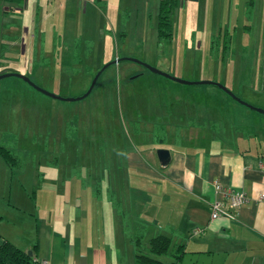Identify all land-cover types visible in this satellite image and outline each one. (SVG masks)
Returning a JSON list of instances; mask_svg holds the SVG:
<instances>
[{"label": "rangeland", "instance_id": "rangeland-1", "mask_svg": "<svg viewBox=\"0 0 264 264\" xmlns=\"http://www.w3.org/2000/svg\"><path fill=\"white\" fill-rule=\"evenodd\" d=\"M72 1L19 7L7 25L0 77L22 75L31 83L0 80V231L11 227L22 247L37 235L39 205L57 191L68 203L89 193L97 205L112 202L129 212L118 201L124 205L130 194L110 190H125L129 154L148 165L144 151L170 142V129L198 126L206 142L211 135L232 144L264 141V114L218 88L264 110V0L185 1L175 13L173 40L161 45L156 5ZM145 65L214 84H184ZM3 148L14 155L13 166ZM105 217L113 222L109 209ZM124 223L118 229L129 249Z\"/></svg>", "mask_w": 264, "mask_h": 264}, {"label": "crops", "instance_id": "crops-1", "mask_svg": "<svg viewBox=\"0 0 264 264\" xmlns=\"http://www.w3.org/2000/svg\"><path fill=\"white\" fill-rule=\"evenodd\" d=\"M41 1L44 0H0V28H8L19 7L27 10ZM160 1L142 0V3L156 5L158 15ZM185 1L196 5L203 0H179V5L183 6ZM94 4L97 5L96 0ZM94 4L90 6L97 8ZM9 31L8 28L6 33L0 32L1 66ZM197 127L187 125L177 132L170 129V142L155 144L144 151L148 165L141 156L129 154L128 169L133 172L123 175L125 190L110 191L122 192L120 198L130 194L128 202L118 203L135 218L151 223L148 236L168 232L178 235L176 238L186 251L180 264H264V141L257 143L246 137L235 139L232 144L211 135L206 142V137L197 132L202 129ZM159 149L171 152L167 167H162L158 159ZM120 173L122 177L121 169ZM130 178L133 183H129ZM217 184L226 190L245 192L248 202L241 208L237 221L211 220L212 203L224 199L216 192ZM122 185L116 183L119 188ZM87 194L84 200L69 199V203L65 191L45 198L38 207L37 235L22 247L14 238L18 233L6 227V232L0 231V247L7 240L24 252L32 251L36 259L48 264H137L129 237L131 249L123 246L125 234L118 229L122 224L118 208L112 207V202L100 201L97 205L94 195ZM105 206L111 211L113 222L106 220ZM58 208L62 209L61 214L57 213ZM71 208H76L74 217ZM92 212L97 220L89 218ZM0 219L3 223L4 218ZM196 230L202 233L194 236Z\"/></svg>", "mask_w": 264, "mask_h": 264}, {"label": "trees", "instance_id": "trees-1", "mask_svg": "<svg viewBox=\"0 0 264 264\" xmlns=\"http://www.w3.org/2000/svg\"><path fill=\"white\" fill-rule=\"evenodd\" d=\"M103 0H96L97 5ZM179 0H161L158 13V43L172 41L174 37V19ZM161 141V140H160ZM163 142V141H161ZM1 152L4 160L10 166L14 165V155L9 149ZM35 194V192H34ZM122 211V210H121ZM118 214L125 220L124 226L127 236L135 248L137 264H180L186 251L185 245L179 243L175 232L160 233L148 236L150 222L135 218L129 212L122 211ZM146 238H149L146 241ZM35 256H29L11 242L5 240L0 247V264H40Z\"/></svg>", "mask_w": 264, "mask_h": 264}, {"label": "built area", "instance_id": "built-area-1", "mask_svg": "<svg viewBox=\"0 0 264 264\" xmlns=\"http://www.w3.org/2000/svg\"><path fill=\"white\" fill-rule=\"evenodd\" d=\"M216 192L223 195L224 199H218L211 205V220L227 219L235 222L241 208L248 202V198L243 191L226 190L221 185L215 186ZM201 230L193 232L194 236L200 235ZM40 264H48L46 261L37 260Z\"/></svg>", "mask_w": 264, "mask_h": 264}, {"label": "water", "instance_id": "water-1", "mask_svg": "<svg viewBox=\"0 0 264 264\" xmlns=\"http://www.w3.org/2000/svg\"><path fill=\"white\" fill-rule=\"evenodd\" d=\"M145 66L149 70H151L152 72H154L156 74L162 75V76L167 77V78L172 79V80H177V79L173 78L172 76L167 75L165 73H162L161 71H159V70L151 67L150 65H145ZM9 76H17V77H20V78L28 81L29 83H31V81L28 78H26V77H24L22 75H15V74H13V75L12 74H8V75L1 76L0 77V80L3 79V78L9 77ZM177 81L178 82H181V83H184V84H211V85L214 84V83L208 82V81L200 82V83L185 82V81H181V80H177ZM95 83H96V81L94 82L93 87L91 88V90L89 91V93L87 95H85L84 97L88 96L91 93L92 89L94 88ZM218 88L222 89L227 95H229L230 97H232L235 101L239 102L243 106H246V107H248V108H250V109H252L254 111H257V112H259L261 114H264V110H261V109H258L256 107L250 106L249 104H247L246 102L242 101L240 98H238L237 96H235L234 94H232L227 88H225V87H218ZM46 94L49 95V96H51V97H53V98H58V97H56L54 95H51L49 93H46ZM157 156H158V159H159L162 167H167L170 164V162H171V152L169 150H167V149H159L157 151ZM28 255L29 256H33L32 251H29L28 252Z\"/></svg>", "mask_w": 264, "mask_h": 264}]
</instances>
